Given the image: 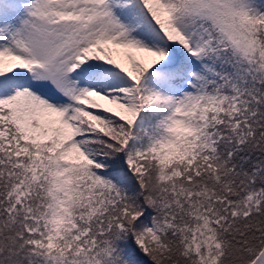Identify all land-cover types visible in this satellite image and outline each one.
<instances>
[{"label": "snow or ice", "instance_id": "snow-or-ice-1", "mask_svg": "<svg viewBox=\"0 0 264 264\" xmlns=\"http://www.w3.org/2000/svg\"><path fill=\"white\" fill-rule=\"evenodd\" d=\"M0 264H264V0H0Z\"/></svg>", "mask_w": 264, "mask_h": 264}]
</instances>
